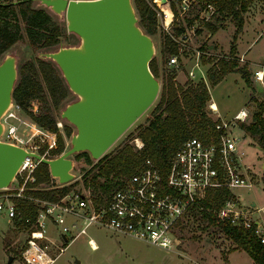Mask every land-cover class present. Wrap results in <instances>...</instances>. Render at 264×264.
Returning <instances> with one entry per match:
<instances>
[{
	"label": "built area",
	"instance_id": "built-area-1",
	"mask_svg": "<svg viewBox=\"0 0 264 264\" xmlns=\"http://www.w3.org/2000/svg\"><path fill=\"white\" fill-rule=\"evenodd\" d=\"M191 1H175L179 15L189 10ZM166 4L170 18L166 20V13L160 9V25L175 44V51L168 55L166 63L184 64L185 59H192L193 53L190 66L185 67L186 75L190 79L197 75V80L203 81L207 87L201 57L211 58L214 53L206 47L202 49V44H192L199 29L194 21L196 18L204 23L209 21L216 9L211 3L203 2L192 19L177 24L182 31L174 34V12L169 0ZM239 56H236L237 60H242L243 54ZM254 76L257 80L262 78L258 70L254 71ZM36 110L32 108V111ZM207 110L216 116L214 129L217 135H211L207 141L196 136L184 138L165 166L143 159L129 175L122 174L114 181H105L109 184L106 191L88 183L86 191L69 187L56 194L54 199L27 193L32 189H55L65 184L59 183L49 171L47 181L33 184V170L40 161L31 155L25 156L11 183L0 188V214L12 223L13 228L20 229L23 236L19 257L25 264H52L68 243L86 235L89 226L105 228L160 249L172 250L179 242L177 231L181 219L191 209L203 208L199 203L208 190L225 187L232 193L233 187L251 185L241 163L243 150L239 147L240 124L247 120L248 108L241 107L229 118L222 117L212 101L208 103ZM20 112L23 111L13 101L3 112L0 141L18 145L45 158L57 157L66 149L64 146L62 151L52 154L50 150L57 143L56 133L31 119L24 120ZM56 123L59 125V121ZM135 140L136 147L140 148L141 140ZM233 194L217 208L210 209L215 222L244 228L253 225L259 241L264 243V225L255 217L264 205L242 206ZM23 206L33 208V215H24ZM92 241L87 238L89 246L95 249L96 244L93 245Z\"/></svg>",
	"mask_w": 264,
	"mask_h": 264
},
{
	"label": "rangeland",
	"instance_id": "rangeland-1",
	"mask_svg": "<svg viewBox=\"0 0 264 264\" xmlns=\"http://www.w3.org/2000/svg\"><path fill=\"white\" fill-rule=\"evenodd\" d=\"M152 1L156 7L157 27L156 33L150 36L154 45L152 57L155 58L157 64L156 78L159 81V89L155 99L147 109L102 155H112L126 141L136 146L135 139L139 138L133 136L136 134L139 126L147 122V117L158 100L161 82L165 74H172L174 81L182 85L187 83V81H191V79H193L194 83L198 81L197 75L190 79L187 77L185 71V67L188 68L192 62L193 53L191 55L192 59H185L184 64L168 65L166 63V59L161 52L163 37L160 25L161 11L156 0ZM203 2L192 0L189 10L181 15L178 14L176 8L177 12L173 15V23L181 25L187 19H192L200 11L199 6ZM33 5L45 7L48 13L64 28L67 37L59 45H76L79 42L78 37L74 33L66 30L63 14L57 15L50 8L41 5L35 0H33ZM218 16L219 13L216 10L213 17L209 20L217 25V30L212 35H210L204 22H201L199 18H196L194 21L199 29H197L192 44H204L207 50L214 53V55L210 56L211 58L206 59L205 56L201 57L203 71H206L216 58L228 57L231 35L235 27L230 16H226L222 21L216 20ZM234 43L236 49L235 55L239 58L240 53L243 54V59H238V63L239 65L244 64L249 72L248 84L243 81L240 73L237 71L224 73L216 84H211L206 77L209 92L206 107L209 102L213 101L219 114L222 117L229 118L238 109L245 106L248 108V118L243 123H248L251 120L253 111L258 107L257 103H261V107L264 108V0H252L249 4L247 11L243 14L241 31L237 34ZM57 47L34 51L28 45L26 38L23 37L15 42L5 53L12 54L15 57L16 68H18L26 60L34 59L38 52L55 50ZM257 69H262L263 71L261 80H257L254 76V71ZM17 79L18 73L15 83ZM249 97L251 98L249 99ZM76 98L77 96L69 91L57 110V119L59 121L57 129L63 136L66 148L69 145V137L64 136L63 125L68 124L72 132L75 129L60 117L59 111L66 103ZM33 107L38 110L41 107V103L34 99L31 102V109ZM207 113L211 118L216 117L214 113L212 114L209 111ZM262 115L264 116V111ZM20 116L24 120L30 121V118L24 112H20ZM240 130L242 133L239 147L243 150L241 163L245 166V171H247L251 185L233 187L232 194L234 193L233 195L237 196L239 204L242 206H261L264 205V189L262 187L264 151L258 146L256 140L246 133L242 127ZM77 153L70 156L72 160L70 171L74 173L75 177L66 182L67 184L64 183L65 186L68 185L67 187L86 191L88 183L93 187H99L98 183L105 182L106 180L107 182L114 181L120 177V175L115 177L112 173L107 178L98 174V168L102 163L97 161L99 158L93 159L89 156L90 159L88 160L84 155L76 156ZM196 210L197 208L190 210L181 219L177 231L179 242L172 250L160 249L127 235L111 232L105 228L89 226L86 235H80L68 243L64 250L56 256L52 264H253L252 259L243 249L238 247L216 225L207 224L206 220L202 219ZM255 217L259 218L261 224L264 225V207ZM22 237L20 230L13 228L12 223L7 222V219L0 214V264H25L18 255ZM87 238H91L93 243L96 244L95 249L89 246ZM9 255L12 256L10 262L7 261Z\"/></svg>",
	"mask_w": 264,
	"mask_h": 264
},
{
	"label": "trees",
	"instance_id": "trees-1",
	"mask_svg": "<svg viewBox=\"0 0 264 264\" xmlns=\"http://www.w3.org/2000/svg\"><path fill=\"white\" fill-rule=\"evenodd\" d=\"M0 4V60L5 52L18 40L26 38L32 50H47L57 47L67 37L64 28L52 17L43 6H34L32 0H16ZM175 1L169 0L174 13L177 12ZM211 3L218 11L216 20L222 21L230 16L235 27L230 41L228 57L218 58L206 70V76L211 84H216L226 72L237 71L243 81L248 84V70L245 65H239L235 55V39L241 31L243 14L247 11L252 0H199ZM132 5L137 15L138 25L149 35L156 33V7L152 0H132ZM210 35L217 30L214 22L204 23ZM174 34L182 31V27L174 23ZM202 44L201 48L205 49ZM175 51V44L171 38L163 32L162 55L165 59ZM152 74L157 76V64L155 58L149 61ZM18 79L12 90V101L37 125L56 132V147L51 149L52 154L63 150L65 141L58 132L56 122L57 110L60 103L68 95L69 89L58 70L57 65L51 59H41L37 56L28 59L17 68ZM249 86V85H248ZM251 97H249L250 99ZM36 99L41 103L40 109L32 111L31 102ZM209 92L203 81H187L183 85L175 82L172 74H165L158 95V100L147 117V122L140 125L133 137H138L142 146L137 148L129 142L122 143L112 155H102L97 160L102 162L98 168V174L107 176L129 175L143 159H150L158 166H165L171 155L178 148L182 140L188 136H196L203 141L209 140L211 135H217L214 129L215 119L207 113L206 101ZM252 113L248 123H241L242 129L254 138L258 146L264 151V108L261 103ZM60 113V111H59ZM64 136L70 137L71 127L63 125ZM84 155L90 159L85 151L76 156ZM33 176L37 184L45 182L49 178L48 167L39 162ZM94 176V175H93ZM107 181V180H106ZM94 184V183H93ZM99 188L107 190V182L98 183ZM262 187L264 189V172L262 175ZM69 187L62 186L55 189H32L26 191L35 196L54 199L56 194H61ZM232 193L225 187H213L207 191L206 196L200 201L197 212L207 224L216 225L238 247L243 249L252 259L253 264H264V243L259 241L252 225L249 228L232 226L226 222L216 223L210 209L217 208ZM194 209V208H193ZM191 209V210H193ZM24 215H33L34 209L30 206L22 207ZM20 230V229H19ZM19 254V253H18Z\"/></svg>",
	"mask_w": 264,
	"mask_h": 264
},
{
	"label": "water",
	"instance_id": "water-1",
	"mask_svg": "<svg viewBox=\"0 0 264 264\" xmlns=\"http://www.w3.org/2000/svg\"><path fill=\"white\" fill-rule=\"evenodd\" d=\"M35 1L63 14L66 30L79 39L76 45H59L36 54L57 65L69 91L77 96L59 113L75 131L68 147L54 158L0 141V188L11 183L27 155L45 163L59 183L70 181L74 177L70 156L85 151L98 159L147 109L159 89L149 68L153 41L138 25L132 0ZM16 76V59L6 53L0 60V117L12 102ZM11 260L9 255L7 261Z\"/></svg>",
	"mask_w": 264,
	"mask_h": 264
},
{
	"label": "bare ground",
	"instance_id": "bare-ground-1",
	"mask_svg": "<svg viewBox=\"0 0 264 264\" xmlns=\"http://www.w3.org/2000/svg\"><path fill=\"white\" fill-rule=\"evenodd\" d=\"M156 2H157V4H158V6L160 7V9L162 10V11H164V13H166V20H168L169 18H170V10H169V8H168V6H167V4L166 3H160L158 0H156ZM258 71H259V74H261V76H262V72H261V70L260 69H257ZM214 103V102H213ZM215 105V104H214ZM216 106V105H215ZM92 243H93V241H92ZM93 245H94V243H93Z\"/></svg>",
	"mask_w": 264,
	"mask_h": 264
},
{
	"label": "crops",
	"instance_id": "crops-1",
	"mask_svg": "<svg viewBox=\"0 0 264 264\" xmlns=\"http://www.w3.org/2000/svg\"><path fill=\"white\" fill-rule=\"evenodd\" d=\"M213 102V101H212Z\"/></svg>",
	"mask_w": 264,
	"mask_h": 264
}]
</instances>
